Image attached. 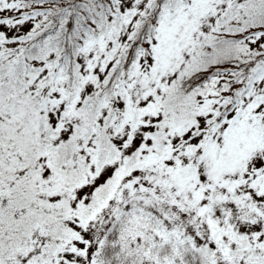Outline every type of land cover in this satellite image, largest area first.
Listing matches in <instances>:
<instances>
[{
    "label": "snow or ice",
    "instance_id": "6c2138e0",
    "mask_svg": "<svg viewBox=\"0 0 264 264\" xmlns=\"http://www.w3.org/2000/svg\"><path fill=\"white\" fill-rule=\"evenodd\" d=\"M0 264H264V0H0Z\"/></svg>",
    "mask_w": 264,
    "mask_h": 264
}]
</instances>
